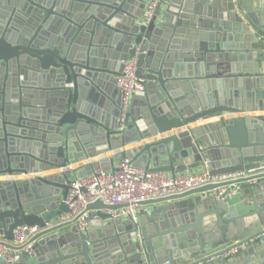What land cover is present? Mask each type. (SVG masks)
<instances>
[{
  "label": "water",
  "instance_id": "1",
  "mask_svg": "<svg viewBox=\"0 0 264 264\" xmlns=\"http://www.w3.org/2000/svg\"><path fill=\"white\" fill-rule=\"evenodd\" d=\"M149 1L0 0V235L49 225L35 259L15 264H264V116L249 115L264 112L261 22L245 0H161L141 24ZM134 56L145 92L119 132L114 78ZM146 140L127 153L137 169L238 177L143 202L137 224L60 223L70 178L108 172ZM231 185L235 196L211 197ZM232 248L237 260L207 262Z\"/></svg>",
  "mask_w": 264,
  "mask_h": 264
},
{
  "label": "built area",
  "instance_id": "2",
  "mask_svg": "<svg viewBox=\"0 0 264 264\" xmlns=\"http://www.w3.org/2000/svg\"><path fill=\"white\" fill-rule=\"evenodd\" d=\"M161 0H150L145 4L140 20L141 24H148L158 16ZM136 56L122 63L121 72L115 76V86L120 95L118 109V131L124 132V121L130 107L131 98L145 92V82L137 76ZM229 116L221 114L218 118ZM203 120L198 119L191 125H197ZM61 171V170H60ZM41 176V175H37ZM24 177V178H23ZM31 174H21L17 178L31 179ZM236 175L211 176L205 168L198 171H188L182 174L170 175L165 173H150L145 169H137L132 164V159L123 156L113 161L108 172L92 170L84 177H72L66 191L64 203L67 212L60 223L73 222L79 230L85 229L90 224L100 221L98 214L107 216L106 222L129 220L137 224L142 207L141 203L182 194L184 192L217 185L235 180ZM20 179V180H22ZM238 193L235 185L218 187L210 191L211 197L216 201L231 198ZM97 200L107 206H118L117 210H86V207ZM49 227L18 226L12 232V239L8 240L0 235V263L15 264L21 257L33 261L36 256L35 241L33 238L39 232ZM241 245L240 247L245 246ZM238 248H232L213 259L233 260L237 257Z\"/></svg>",
  "mask_w": 264,
  "mask_h": 264
},
{
  "label": "crops",
  "instance_id": "3",
  "mask_svg": "<svg viewBox=\"0 0 264 264\" xmlns=\"http://www.w3.org/2000/svg\"><path fill=\"white\" fill-rule=\"evenodd\" d=\"M245 1H246V3H245L246 7H251V10L258 17V20L261 22V29H262L263 32H261V31H259L258 29L255 28L254 29V33H256L261 40H264V0H245ZM162 10H163V8L160 9L159 15L162 13ZM159 15H158V17H159ZM260 69H261V73H264V63L260 64ZM263 89H264V87H263ZM139 96H141V94H138V96L131 98L132 101H130V108H132L131 106H132V104H134V102L141 101V97H139ZM249 115L250 116H264V112L257 111V112L251 113ZM229 116H226L225 119L230 118ZM215 121H217V119H207V120H203L201 123H199L197 125L196 124L195 125H191V127H200L202 125L210 124L211 122H215ZM152 141L153 140H146L144 142L143 141L142 142H135V143H132L130 145H127V146L123 147L122 151L124 152V156L129 157V155H127L128 151H130L133 148H136L137 146L142 145L143 143H150ZM111 155H114L113 151L107 152L104 156L95 157L93 160H86V161L80 162V163H78L77 165H75L73 167H69L68 169H71V168H74V167H77L78 169L79 168L82 169L84 167V165L90 163L91 161L95 162V161H98L99 159H102L103 157H110ZM110 165H111V163H110ZM138 169H142V168H138ZM200 169H203V168H200ZM200 169H197L196 171H198ZM59 173H61L60 170H55L54 169V170H51L50 172H44V173L39 174V175L48 176V175H54V174H59ZM85 173L87 174L88 171L85 172ZM73 177H77V176L74 175ZM19 179H22V178H19ZM0 180H2V179H0ZM144 210H146V208H144ZM237 259H238V257L235 258V260H237Z\"/></svg>",
  "mask_w": 264,
  "mask_h": 264
}]
</instances>
